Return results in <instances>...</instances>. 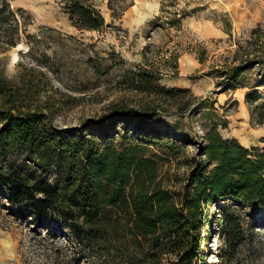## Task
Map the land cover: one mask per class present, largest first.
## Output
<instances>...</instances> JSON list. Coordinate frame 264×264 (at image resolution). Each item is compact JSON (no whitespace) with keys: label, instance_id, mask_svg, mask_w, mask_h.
I'll use <instances>...</instances> for the list:
<instances>
[{"label":"rangeland","instance_id":"374dc122","mask_svg":"<svg viewBox=\"0 0 264 264\" xmlns=\"http://www.w3.org/2000/svg\"><path fill=\"white\" fill-rule=\"evenodd\" d=\"M5 1L0 76L33 86L52 126L78 127L112 104L141 106L154 98L162 107L143 129L121 122L98 131L97 137L117 142L126 133L136 138L164 133L188 140L191 155L215 120L222 137L247 149L264 146V62L250 65L236 88L223 89L221 81L227 68L264 50V0H179V7L194 10L178 28L151 25L160 0H90L104 17L100 30L74 26L61 0ZM137 65L158 72L162 87L180 90L169 96L134 89L126 72ZM254 91L258 99L248 103L245 95ZM205 110L210 115L204 116ZM184 171V165L172 163L171 183ZM10 206L0 193V264L126 263L121 253L111 259L79 243L57 215L37 223L9 213ZM227 213L240 216L247 240L229 263L264 264V211L231 198L218 200L200 229L205 264H223L220 218Z\"/></svg>","mask_w":264,"mask_h":264},{"label":"trees","instance_id":"16d2710c","mask_svg":"<svg viewBox=\"0 0 264 264\" xmlns=\"http://www.w3.org/2000/svg\"><path fill=\"white\" fill-rule=\"evenodd\" d=\"M61 2L78 29L105 25L90 0ZM7 6L1 0L0 12ZM192 10L179 7V0H160L151 25L178 28ZM256 62H264V50L227 68L221 75L223 89L236 88L241 74ZM126 74L130 86L148 95L162 91L171 96L180 90L162 87L160 74L147 67L137 65ZM25 85L0 76V193L11 203L9 213L37 223L57 215L79 243L111 259L121 253L125 264H205L200 229L218 200L231 198L264 211V146L247 149L222 137L215 120L191 155L188 140L164 133L143 138L126 133L117 142L102 141L98 131L121 122L143 129L161 103L154 98L141 106L119 102L81 126L59 128L48 122L36 100L39 92ZM245 98L255 101L258 92ZM207 111L204 116L210 115ZM172 163L185 166L173 183ZM220 219L221 260L230 264L247 244L245 228L237 214Z\"/></svg>","mask_w":264,"mask_h":264},{"label":"bare ground","instance_id":"6f19581e","mask_svg":"<svg viewBox=\"0 0 264 264\" xmlns=\"http://www.w3.org/2000/svg\"><path fill=\"white\" fill-rule=\"evenodd\" d=\"M19 45L14 48V50L12 51V60L15 61L17 59V55H16V50H18Z\"/></svg>","mask_w":264,"mask_h":264}]
</instances>
